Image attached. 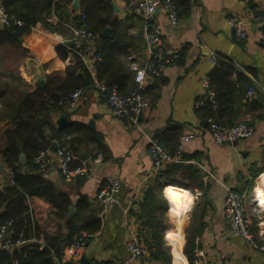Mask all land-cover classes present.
Returning <instances> with one entry per match:
<instances>
[{
  "label": "crops",
  "instance_id": "obj_1",
  "mask_svg": "<svg viewBox=\"0 0 264 264\" xmlns=\"http://www.w3.org/2000/svg\"><path fill=\"white\" fill-rule=\"evenodd\" d=\"M103 1L109 2L113 16L124 22L125 33L137 40L133 49H127V58L124 57L125 61L131 60V70L132 63L140 65L144 60L140 16L126 8L131 0ZM175 3L178 7L176 25L170 23L161 9L157 10L156 18L162 27L164 45L179 49L180 57L175 65L165 67L161 75L151 79L147 85L145 94L149 107L141 116L142 132L126 120L115 119L92 89L86 92L79 105L65 107L62 113L53 116L54 125L60 114L66 117L67 123L88 125V121L93 120L92 130L101 136L107 147L105 162L91 168L92 178L77 176L66 180L56 163L46 177L58 189L69 194L72 205L80 196H86L91 208L85 217L98 216L101 220L100 229L90 235L79 258H67L64 248L61 258L56 259L54 264H89L94 261L122 264L124 242L130 229L138 232L141 229L137 215L142 211L138 204L128 215L116 207L103 212L96 199L99 188L96 180L115 175L120 181L119 197L124 200L135 195L139 203L142 202L146 189L154 184L156 174L164 166L158 171L154 168L148 138L157 137L164 149L172 152L180 137L187 132L197 135L184 144L183 157L191 163L175 164L190 165L196 170L197 177L194 176V181L185 180L183 184L186 187L163 183L156 215L165 226L164 240L166 231L171 229L178 240L182 239L183 254L186 256L184 248L187 243L194 252V264H264L263 255L255 252L242 239L229 234L223 211L225 187L244 191L247 213L256 233L253 189L264 194L260 176L264 174V153L261 151L264 144V40L260 35L261 25L255 16L264 11V0H175ZM232 16L241 19L245 40L236 37L234 28L228 23ZM106 29L107 33L104 36L100 34L99 38L106 37L110 28ZM63 42V35L47 31L40 23L23 38L25 57L19 72L31 86L42 76L63 74L65 66L74 61L70 53L65 60L57 55L56 47ZM115 49L116 46L112 48ZM213 55L216 57L214 63L209 61ZM221 61L234 66L236 73L231 76L233 81L241 74L251 81L254 88L251 99L245 96L249 86L232 109L226 105L222 112L223 124L245 121L253 127L254 132L250 137L234 144H217L212 139L206 123L209 110L204 107L205 103L212 102L204 101L196 105L201 96L203 80L206 77L210 80L215 66ZM91 69L94 73V69ZM10 124L8 118H0V148L3 145V132ZM94 152L96 149L91 144L82 151L88 155L85 158L88 162ZM49 154L54 157V150H49ZM2 165L0 156V167ZM5 169L2 170L0 189L10 179ZM175 189L187 190L192 200L178 218L171 209V195ZM27 202L40 229L54 234L58 224L63 226L62 221L51 216L49 203L37 197ZM62 232L65 233L63 227ZM35 243L42 248L45 240L39 237ZM186 259L189 264L187 256ZM131 264L162 263L149 255L147 259ZM170 264H173L172 258Z\"/></svg>",
  "mask_w": 264,
  "mask_h": 264
},
{
  "label": "trees",
  "instance_id": "obj_2",
  "mask_svg": "<svg viewBox=\"0 0 264 264\" xmlns=\"http://www.w3.org/2000/svg\"><path fill=\"white\" fill-rule=\"evenodd\" d=\"M2 1L6 13L21 21V25H0V118H8L11 123L3 132V145L0 148L1 168L8 169L10 176L9 181L0 189V222H10L12 240L22 236L25 243L12 249L0 250V264H54L56 259L61 258L62 250L75 234L81 231L89 236L94 234L100 229L101 220L98 216L86 218L91 208L89 199L80 196L72 205L69 194L43 177L33 160L41 151L55 150L62 144H67L82 159H85L82 151L87 150L91 144L96 153L101 152L106 159L107 147L97 132L81 122H69L58 128L54 125L53 116L64 111L65 107L59 105V101L78 88L88 91L95 83H102L117 85L121 94L133 89L134 73L129 68L131 60L125 61L124 57L127 58V49H133L137 40L125 33L124 22L113 16L112 7L107 1L79 0L77 12L71 9L74 0ZM81 14L85 15L89 29L98 36L101 58L92 63L91 67L69 49L73 28L79 26ZM38 23L47 31L65 37V42L56 47L57 55L65 60L70 53L74 61L65 66L63 74L42 76L31 86L20 75L19 67L25 57L23 38ZM108 27L110 29L106 37L99 38ZM115 46L116 49L112 50ZM234 73L236 70L231 63L221 61L215 66L209 82L214 92V104H204L209 110L207 118L213 117L223 122L225 106L232 109L233 104L252 85L241 74L233 81L231 76ZM155 139L162 144L157 137ZM20 153L24 154V160H20ZM77 165L78 160L70 164L71 167ZM194 176L197 177L196 170L190 165L165 164L139 203L142 211L136 214L141 222L139 237L149 250V255L162 264L171 262L169 246L164 240L165 226L156 215L159 194L162 193L163 183L186 187L183 182L194 181ZM34 197L49 203L51 216L62 221L65 233L60 224L54 234L40 229L27 202ZM71 206L75 210L67 216ZM39 237L45 240L42 248L35 243ZM188 246L187 243L184 253L189 264H194V252ZM181 253L186 259L182 250Z\"/></svg>",
  "mask_w": 264,
  "mask_h": 264
},
{
  "label": "built area",
  "instance_id": "obj_3",
  "mask_svg": "<svg viewBox=\"0 0 264 264\" xmlns=\"http://www.w3.org/2000/svg\"><path fill=\"white\" fill-rule=\"evenodd\" d=\"M247 1V0H244ZM126 8L135 11L142 19V38L144 41V60L142 64L131 65L134 73V87L126 94H121L117 85H105L95 83L94 90L99 99L106 105L109 113L118 120H126L129 125L139 131L141 128V116L149 107V100L146 97V87L151 79L159 77L163 69L169 65H175L180 57L179 49L167 48L163 41V31L156 18L157 10L161 9L166 14L171 24L176 25L178 21V7L175 0H131ZM255 19L261 25V38L264 40V11L255 16ZM11 23L21 25V21L9 16L0 0V25L10 26ZM228 23L234 28L235 35L241 40L246 39V33L243 30V24L238 16H232ZM73 35L70 39L69 49L79 56L82 61L91 67L92 63L100 60L98 36L95 35L86 23L84 14L80 16V24L73 28ZM210 62H215L216 57L210 56ZM210 80L206 77L201 84V96L196 105L204 101L214 103V92L210 89ZM86 90L78 88L59 101V105L74 108L79 105L81 99L85 97ZM246 98L251 99L254 96V88L251 85L245 93ZM208 131L217 144H234L237 141L250 137L254 130L245 121H237L233 124H223L213 117L206 119ZM195 132H187L180 137L176 148L169 152L159 143L155 137L148 138L150 153L153 159L154 168L158 171L163 165L170 163H191L184 159V144L196 138ZM264 153V144L261 146ZM78 160L79 165L71 167V162ZM34 163L38 166L43 177H47L54 164L58 166L62 176L66 180L81 176L92 178L91 168L102 165L105 157L101 152L96 153L88 162L87 159L80 158L77 154L68 148L67 144L58 145L54 150V157L49 154V150L41 151L35 158ZM90 163V165H89ZM3 168L0 167V179ZM8 173V169H5ZM264 184V174H261ZM99 188L96 199L100 204L102 211L105 212L110 207L118 208L124 215L139 204V198L131 195L126 199L119 197L120 181L115 175H107L103 180H96ZM253 212L256 215L257 223L256 233L253 230L251 218L247 213L245 193L238 192L230 187H225V196L223 200V211L228 223L229 234L245 241L255 252L264 256V207L259 201L263 192L253 189ZM10 222H0V250L12 249L25 243L22 236L14 241L11 237ZM90 236L81 231L75 234L69 244L65 247V256L70 259L79 258L85 249ZM125 256L122 264H131L133 261L145 260L149 257V250L139 237L138 231L129 230V236L124 242ZM89 264H106L94 261Z\"/></svg>",
  "mask_w": 264,
  "mask_h": 264
},
{
  "label": "bare ground",
  "instance_id": "obj_4",
  "mask_svg": "<svg viewBox=\"0 0 264 264\" xmlns=\"http://www.w3.org/2000/svg\"><path fill=\"white\" fill-rule=\"evenodd\" d=\"M260 189L261 191H263L262 187H260ZM171 196H172L171 197V209L175 211V216L176 218H178L177 216L187 209L189 202H191L192 200H191L189 192L183 189H175L174 191H172ZM262 198H263V195L259 197V201L261 202V205L264 207V200H262ZM178 222H179V219H178ZM165 234H166L165 239L170 245V248L172 251L173 264H187L185 258L180 252V244H179L178 237L175 235V233L171 229H168Z\"/></svg>",
  "mask_w": 264,
  "mask_h": 264
},
{
  "label": "water",
  "instance_id": "obj_5",
  "mask_svg": "<svg viewBox=\"0 0 264 264\" xmlns=\"http://www.w3.org/2000/svg\"><path fill=\"white\" fill-rule=\"evenodd\" d=\"M72 10L76 11V12L79 11V0L73 1ZM107 31H108V29L103 30V32L101 33V36H104L107 33ZM55 125L58 128H62L64 126H66L67 125L66 117L63 114H60L59 117L55 120ZM88 127H90L91 129L94 128V121L93 120L88 121ZM83 156H84V158H87L88 155L86 153H84ZM24 158H25L24 154L20 153V160H24ZM74 210H75L74 207L71 206L69 208L68 215H71L74 212Z\"/></svg>",
  "mask_w": 264,
  "mask_h": 264
},
{
  "label": "rangeland",
  "instance_id": "obj_6",
  "mask_svg": "<svg viewBox=\"0 0 264 264\" xmlns=\"http://www.w3.org/2000/svg\"><path fill=\"white\" fill-rule=\"evenodd\" d=\"M165 241H166V244L169 246L170 262H171V258H172V256H171V248H170V245L168 244L166 239H165ZM179 241H180V251H181L182 250V244H183L182 243V239L180 238Z\"/></svg>",
  "mask_w": 264,
  "mask_h": 264
}]
</instances>
